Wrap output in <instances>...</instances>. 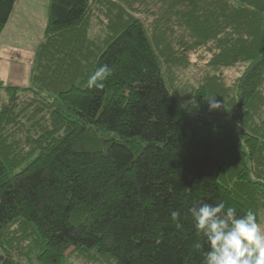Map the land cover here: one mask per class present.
Segmentation results:
<instances>
[{
    "label": "trees",
    "instance_id": "trees-1",
    "mask_svg": "<svg viewBox=\"0 0 264 264\" xmlns=\"http://www.w3.org/2000/svg\"><path fill=\"white\" fill-rule=\"evenodd\" d=\"M219 202L264 222V0H50L29 84L0 86V263L202 264L187 210Z\"/></svg>",
    "mask_w": 264,
    "mask_h": 264
},
{
    "label": "clouds",
    "instance_id": "clouds-1",
    "mask_svg": "<svg viewBox=\"0 0 264 264\" xmlns=\"http://www.w3.org/2000/svg\"><path fill=\"white\" fill-rule=\"evenodd\" d=\"M113 69L104 64L91 73L86 87L97 91L104 89ZM215 98L209 100L210 109L220 108ZM191 216L200 250L207 245L202 264H264V227L254 212L238 214L235 207L224 202L198 203L187 210ZM171 220L177 222L181 212L173 210Z\"/></svg>",
    "mask_w": 264,
    "mask_h": 264
},
{
    "label": "rangeland",
    "instance_id": "rangeland-1",
    "mask_svg": "<svg viewBox=\"0 0 264 264\" xmlns=\"http://www.w3.org/2000/svg\"><path fill=\"white\" fill-rule=\"evenodd\" d=\"M36 2L38 6L32 8L31 11L37 16L32 18L19 16L18 11H20L21 4H18L10 25L0 37V80L6 86H15L19 82L24 84L30 82V79L23 74L26 68H31L33 64L36 48L43 39L45 29L42 24H38L40 20L38 16L42 14L41 0ZM43 20L45 22V18ZM96 21L98 20L96 19L91 27V34L94 37L101 32V26ZM193 62L194 66L187 72L189 74L187 77L189 82L196 83L203 74L206 62H200L197 57H193ZM241 74L242 70L239 68L223 71V76L228 82L236 80ZM261 226L264 227V222Z\"/></svg>",
    "mask_w": 264,
    "mask_h": 264
},
{
    "label": "crops",
    "instance_id": "crops-1",
    "mask_svg": "<svg viewBox=\"0 0 264 264\" xmlns=\"http://www.w3.org/2000/svg\"><path fill=\"white\" fill-rule=\"evenodd\" d=\"M36 1H38V0H17L16 5L14 7L13 13L11 15V18H10V21H9L7 27L10 25V22L13 19V16L15 14V11H16V8H17L18 4H21L20 11H18L19 12V16H22L24 18H28V17H31L32 18V17L37 16L36 14H34L33 11H31L32 8H36L38 6ZM49 1L50 0H41V3H40V7H41V10H42V14L40 16H38V17H40V20H38L39 21L38 24H42L43 27L46 26L47 7H48V4H49ZM44 18H45V22L43 20ZM7 27H6V29H7ZM5 30H4V32H5ZM2 67L4 68V65L3 64H2ZM0 68H1V64H0ZM23 75H25V77H27V79H30V76H31V68L30 67L26 68L25 73ZM1 85L6 86V84H4L2 82V80H0V86ZM23 85H24L23 82L22 83L19 82V84H16L15 86H10V87H21ZM7 86H9V85H7Z\"/></svg>",
    "mask_w": 264,
    "mask_h": 264
}]
</instances>
